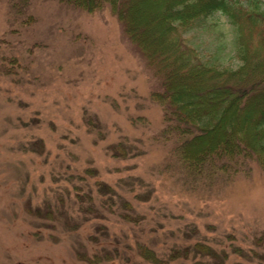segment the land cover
<instances>
[{
  "label": "rangeland",
  "instance_id": "1",
  "mask_svg": "<svg viewBox=\"0 0 264 264\" xmlns=\"http://www.w3.org/2000/svg\"><path fill=\"white\" fill-rule=\"evenodd\" d=\"M22 1L0 0V264H90L106 254L98 264H153L140 246L160 264H214L196 242L223 264H264L260 164L229 179L189 177L177 141L161 134L164 111L151 98L159 82L111 10ZM185 37L203 62L240 67L222 12ZM173 249L189 258L172 260Z\"/></svg>",
  "mask_w": 264,
  "mask_h": 264
},
{
  "label": "trees",
  "instance_id": "2",
  "mask_svg": "<svg viewBox=\"0 0 264 264\" xmlns=\"http://www.w3.org/2000/svg\"><path fill=\"white\" fill-rule=\"evenodd\" d=\"M58 2L90 14L108 8L121 23L159 82L151 98L164 111L161 134L165 140L177 141L176 154L189 177L195 181L229 179L248 171L251 161L264 170V7L259 1L254 8L236 0ZM217 12L225 14L236 29L241 61L236 69L203 62L185 37ZM87 171L93 173L92 169ZM104 189L116 194L106 184L101 185ZM29 213L49 220L55 216L50 208H30ZM57 214L59 220H68L66 212ZM140 247L145 260L162 262L153 250ZM230 247L236 255L246 257L240 247ZM194 249L214 264L226 260L207 243L196 242ZM184 250L173 249L171 259H188L189 250ZM109 259L111 255L106 254L87 261L98 264Z\"/></svg>",
  "mask_w": 264,
  "mask_h": 264
}]
</instances>
